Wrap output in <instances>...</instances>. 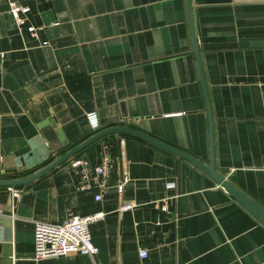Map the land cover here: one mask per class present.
I'll use <instances>...</instances> for the list:
<instances>
[{
	"label": "crops",
	"instance_id": "obj_1",
	"mask_svg": "<svg viewBox=\"0 0 264 264\" xmlns=\"http://www.w3.org/2000/svg\"><path fill=\"white\" fill-rule=\"evenodd\" d=\"M15 2L29 9L21 23L0 0V181L35 174L96 133L126 125L210 164L187 0ZM192 6L216 170L264 209V0ZM120 138L121 147L112 135L76 156L92 167L108 157L103 186L81 189L69 161L15 187L20 199L0 188V217L13 222L0 227V264L9 252L10 264H264V224L221 185L184 158ZM44 148L52 150L48 162L19 167ZM125 174L130 181L119 192ZM128 203L135 207L121 211ZM100 212L105 219L90 227L97 255L36 259L37 223Z\"/></svg>",
	"mask_w": 264,
	"mask_h": 264
},
{
	"label": "water",
	"instance_id": "obj_2",
	"mask_svg": "<svg viewBox=\"0 0 264 264\" xmlns=\"http://www.w3.org/2000/svg\"><path fill=\"white\" fill-rule=\"evenodd\" d=\"M188 1V8H189V20H190V30H191V36L193 40V46L194 51L197 58V63L199 67V72L203 84L204 89V95L205 100L207 104V110H208V116H209V132H210V164L206 165L201 160L196 158L195 156L191 155L190 153L181 150L179 148H176L174 146H171L169 144H166L146 133H143L139 130H136L134 128H131L129 126H114L111 128H108L106 130H102L92 137H90L88 140L83 142L82 144L76 146L72 150L68 151L66 154L57 157L52 163L47 165L42 170L38 171L35 174L29 175L24 178H18L13 180H2L0 181V188H15V187H28V185L33 184L37 180L41 179L57 167L66 164L67 162L74 159L76 156H78L80 153H82L84 150L92 146L93 144L97 143L98 141L112 135H117L119 137L118 144L119 147L122 145V140L120 138L121 135H131L134 137H137L139 139L144 140L145 142H148L154 146H157L163 150H166L170 153H173L181 158H184L191 162L193 165L198 167L200 170H202L205 174H207L210 178H212L214 181H216L221 187H223L230 195H232L235 200L241 204L245 209H247L251 214H253L262 224H264V209L260 207L258 204H256L253 200H251L245 193H243L239 188H237L231 181H229L225 176L218 173L216 170V164H215V136H214V127H213V117H212V111H211V104L209 100V94L207 90V84L205 81V75L203 71V65L201 62V56L200 51L197 43V37L195 33V25L193 20V6H192V0ZM59 134L61 137H63L62 131L59 130ZM62 143L65 145V141L62 140ZM52 150L50 148H44L42 150L36 151L33 150L32 152L24 155V157L20 160L19 167H25L24 172L31 171L35 168H38L39 166L43 165L44 163L48 162L51 159ZM1 226H7L8 228H11L13 226V222L11 219H7L5 217H0V227ZM4 242V241H0ZM7 243L10 242V240L6 241ZM7 257L5 259L4 264H10V261H8V257H12V254L5 255Z\"/></svg>",
	"mask_w": 264,
	"mask_h": 264
},
{
	"label": "built area",
	"instance_id": "obj_3",
	"mask_svg": "<svg viewBox=\"0 0 264 264\" xmlns=\"http://www.w3.org/2000/svg\"><path fill=\"white\" fill-rule=\"evenodd\" d=\"M10 3L11 13L16 18L18 23L22 20L20 15L27 13L28 8H22L17 5L15 0H8ZM29 32L37 37L36 29L29 28ZM5 58V54L0 52V62ZM92 122L93 128L98 129L97 116L95 113L88 115ZM70 165L74 169H79L81 172V189H89L92 181H95L103 186L104 180L109 173V159L104 158L103 162L95 167L79 157H75L70 161ZM130 178L125 174L118 185V191L122 192L125 186L129 183ZM13 198L20 199L24 193L22 189L10 188ZM97 200L101 196L96 197ZM135 207L134 204L128 203L121 207V211H129ZM166 210V207H164ZM106 214L103 212L91 216H69L61 224L37 223L35 226V248L36 259H45L51 257L66 256L72 253L82 255L95 256L99 249L94 245L90 227L93 223L105 219ZM140 256L147 258L148 252L141 251Z\"/></svg>",
	"mask_w": 264,
	"mask_h": 264
}]
</instances>
